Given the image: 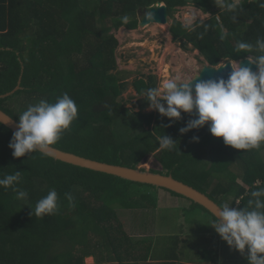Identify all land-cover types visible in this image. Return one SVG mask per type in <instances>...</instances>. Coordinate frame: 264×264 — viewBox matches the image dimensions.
Masks as SVG:
<instances>
[{
  "label": "trees",
  "instance_id": "16d2710c",
  "mask_svg": "<svg viewBox=\"0 0 264 264\" xmlns=\"http://www.w3.org/2000/svg\"><path fill=\"white\" fill-rule=\"evenodd\" d=\"M83 1L0 0V95L21 87L0 99V109L19 122L28 105L40 99L55 102L68 93L78 106V118L53 147L133 169L154 154L162 171L152 172L172 175L220 206L225 202L241 209L249 206L254 199L251 192L264 187V144L258 149H235L225 145L222 137H214L207 125L181 134L180 129L197 118L195 112H182L179 120L163 117L156 110L132 113L120 101L127 89L114 74L120 43L112 31L136 29L140 11L165 2L173 19V42L186 52L198 51L203 63L219 67L258 55L238 50L237 45L241 41L255 45L264 37V2L246 1L229 9L234 0H102L95 11H88L81 6ZM190 4L211 18L190 28L174 19L178 8ZM145 85L146 92L156 88V78L149 76ZM145 105L149 106L146 98ZM105 114L110 121L77 125L81 115L96 119ZM164 134L176 141L175 150L159 147ZM12 136L0 124V178L21 171L19 187L29 195L17 200L11 188L0 187V264H85L87 256L107 249L104 236L108 230L102 226L104 219L113 220V207L135 209L141 206L135 203L140 200L155 209L154 190L186 199L39 152L15 158L9 148ZM193 137H199V142ZM215 152L226 159L225 169L213 171ZM53 188L58 192L59 212L43 218L31 215L37 201ZM65 193L73 194L75 207H69ZM186 200L215 220L204 207ZM108 210L112 214L105 215Z\"/></svg>",
  "mask_w": 264,
  "mask_h": 264
},
{
  "label": "clouds",
  "instance_id": "9594fccd",
  "mask_svg": "<svg viewBox=\"0 0 264 264\" xmlns=\"http://www.w3.org/2000/svg\"><path fill=\"white\" fill-rule=\"evenodd\" d=\"M236 6L232 3L228 8ZM123 19L126 23L128 18ZM191 24L190 20L186 27L190 28ZM237 49L255 51L258 55L248 56V65L242 66L241 62L238 67L231 65L227 79L221 76L197 80L195 77L181 81L177 76L163 80L159 87L149 88L145 94L150 110L170 120L181 119L182 112H195L197 118L189 120L186 127L180 129L181 134L207 125L210 133L222 137L227 146L242 150L260 148L264 144V37L258 38L255 45L241 41ZM252 64L258 65V71H253ZM77 118L78 106L68 93L57 97L55 102L40 99L28 105L19 115L17 131L9 143L13 157L36 152L51 156L52 146ZM8 121H0V124ZM193 140L199 142V137ZM175 145L176 141L170 136L159 137L160 148L172 151ZM21 183L22 172L17 170L0 178V187L11 188L17 200H26L29 194L19 187ZM251 197L254 199L249 200V206L242 209L223 203L214 212L215 220L211 225L231 248L242 254L247 249L249 264H264V199H261L264 187L252 191ZM65 198L69 207H75L72 193H65ZM59 210L58 192L53 188L37 201L31 215L50 217Z\"/></svg>",
  "mask_w": 264,
  "mask_h": 264
},
{
  "label": "crops",
  "instance_id": "0c3cea01",
  "mask_svg": "<svg viewBox=\"0 0 264 264\" xmlns=\"http://www.w3.org/2000/svg\"><path fill=\"white\" fill-rule=\"evenodd\" d=\"M151 193L158 200L155 209L115 210L112 223L102 224L107 249L87 256L85 264H249L247 249L242 254L231 248L211 225L212 217L168 192ZM178 208L191 218L173 216Z\"/></svg>",
  "mask_w": 264,
  "mask_h": 264
},
{
  "label": "rangeland",
  "instance_id": "374dc122",
  "mask_svg": "<svg viewBox=\"0 0 264 264\" xmlns=\"http://www.w3.org/2000/svg\"><path fill=\"white\" fill-rule=\"evenodd\" d=\"M101 1L102 0H84L81 6L88 11H95L94 9L99 6ZM144 14V11H140L137 15L136 29L128 30L126 28H121L119 31H112V34L117 37L120 43L116 53L118 68L114 71V74L120 77V82L125 83L127 89L120 97V101H123L132 113L143 111L149 114L155 111L150 110L149 106L145 105V84L149 76L156 78L157 87L160 86L163 80L177 76L180 77L181 81H188L198 74L206 63H203V58L198 51L191 50L186 52L181 47L180 43L173 42L171 33L173 19L170 18L169 23L165 25L151 24L142 28L139 26V22L142 20ZM210 18V14L203 13L191 4L186 7L178 8L174 12V19L179 20L184 25H187L190 20L192 21L191 25H193L197 21L205 22ZM92 117V115L79 116L77 125L86 124L93 120L98 122L110 121V117L106 114L96 119ZM214 159L215 161L212 164L213 171L226 168V159L222 157L221 153L215 152ZM139 168L162 171V166L159 164L154 154L149 156V161L147 163L142 162ZM199 183L202 184V181H199ZM135 203L142 207L144 204L140 200H137ZM113 209L117 210L119 208L113 207ZM171 210V208L168 209L167 207V211ZM109 213V210L105 211V215ZM203 214L211 218V216L204 211ZM177 215L188 218L192 216L190 212L183 211L179 208L177 211H175V209L173 210V216ZM110 217L113 219V216ZM104 220L106 224L112 223V221L109 222V218ZM189 231L191 233V230Z\"/></svg>",
  "mask_w": 264,
  "mask_h": 264
},
{
  "label": "water",
  "instance_id": "95a60500",
  "mask_svg": "<svg viewBox=\"0 0 264 264\" xmlns=\"http://www.w3.org/2000/svg\"><path fill=\"white\" fill-rule=\"evenodd\" d=\"M144 13L145 14L142 20L139 22V26L142 28L149 26L151 24L165 25L169 23V19H170L169 9L165 2L159 1L154 3L153 5L149 6L147 10L144 11ZM240 62L242 66L248 65V58H245L239 62L228 61L219 67H213L206 64L199 71V73L196 74L192 79H194L195 77L197 80L212 79L221 76L227 79L229 73L232 71L231 65H233L234 67H238ZM250 66L252 67L253 71H258V65L252 64ZM20 88L21 87L19 86L10 93H7L5 95H0V99H6L12 96L13 94H15L16 91L20 90ZM3 120H9V121L2 125H4L9 130H11L13 133L17 131V125L19 122L0 109V121ZM49 157L63 163H67L80 168L111 175L130 182L143 184V185H150L159 189L172 191L204 207L213 216H214V212L217 211V208L220 207V205L216 203L214 200H212L209 196L197 190L196 188L175 179L172 175L154 173L151 170L142 171V168L133 169L130 167L104 163L86 157H82L74 153L66 152L58 148H55L53 146H52V155ZM148 161H149V156H147L143 162L147 163Z\"/></svg>",
  "mask_w": 264,
  "mask_h": 264
},
{
  "label": "built area",
  "instance_id": "2783aa9c",
  "mask_svg": "<svg viewBox=\"0 0 264 264\" xmlns=\"http://www.w3.org/2000/svg\"><path fill=\"white\" fill-rule=\"evenodd\" d=\"M246 1H254V0H234V3H235L236 5H240L242 2H246ZM261 1L264 2V0H261Z\"/></svg>",
  "mask_w": 264,
  "mask_h": 264
}]
</instances>
